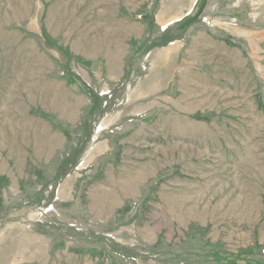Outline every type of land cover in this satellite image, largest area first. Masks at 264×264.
Here are the masks:
<instances>
[{"label":"rangeland","instance_id":"obj_1","mask_svg":"<svg viewBox=\"0 0 264 264\" xmlns=\"http://www.w3.org/2000/svg\"><path fill=\"white\" fill-rule=\"evenodd\" d=\"M0 264H264V0H0Z\"/></svg>","mask_w":264,"mask_h":264}]
</instances>
